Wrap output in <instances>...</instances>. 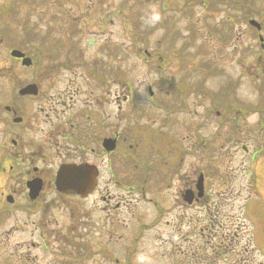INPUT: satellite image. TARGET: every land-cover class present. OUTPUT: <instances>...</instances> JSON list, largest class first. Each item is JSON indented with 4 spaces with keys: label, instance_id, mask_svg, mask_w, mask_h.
Returning <instances> with one entry per match:
<instances>
[{
    "label": "flooded vegetation",
    "instance_id": "1",
    "mask_svg": "<svg viewBox=\"0 0 264 264\" xmlns=\"http://www.w3.org/2000/svg\"><path fill=\"white\" fill-rule=\"evenodd\" d=\"M87 2L89 9L82 8L85 3H60V24L51 26L58 39L48 41L53 46L47 44L42 73L0 50V264H179V254L188 260L192 251L194 208L209 205L207 181L202 191L195 185L200 176L208 177L211 164L204 136L210 122L209 75L191 72L188 55L161 53L159 36L147 96L140 82L145 74L125 67L129 49L145 46L142 40L125 42V0L120 8L114 0ZM188 2L158 1V27L186 32L184 49L193 44L194 30H208L210 19L217 18L229 39L227 57L215 59L225 71L221 90H237L242 80L257 87L264 78V0H220L214 16L208 9L194 15ZM73 5L79 8L66 7ZM78 11H88L90 18L77 17ZM166 11L171 14L162 20ZM116 16L123 19L115 40ZM81 27L92 29L90 57L81 55ZM248 31L258 38L263 34L259 55L249 53L254 62L249 68L240 49ZM115 45L121 48L116 62ZM132 77L139 81L135 88ZM30 83L39 86L38 93L21 95ZM248 119L235 113L234 120L218 122L236 133L220 137L236 145L264 141V131L258 132L264 120ZM245 128L254 130L251 137ZM64 164L94 166L97 179L88 195L57 190L56 175ZM38 181L34 197L31 185Z\"/></svg>",
    "mask_w": 264,
    "mask_h": 264
},
{
    "label": "rangeland",
    "instance_id": "2",
    "mask_svg": "<svg viewBox=\"0 0 264 264\" xmlns=\"http://www.w3.org/2000/svg\"><path fill=\"white\" fill-rule=\"evenodd\" d=\"M16 2L17 7H15V19L17 20V22H14L11 18L10 15L8 14H4V13H8L9 9L3 8L0 11V34H5V39L6 37L9 38L10 41V45L12 44H20L19 41H29L30 39V33H32V31L34 30L33 28L35 27V24L37 23V21H40V16L42 15L41 12H43V10L45 9V7L39 6L40 0H34V1H27V0H0V4L2 5L3 3L6 6H9L10 3L12 2ZM30 2V3H28ZM52 0H51V6H47V9H49V22L48 24H50V26H54V19L58 20L59 16H60V10H55L52 9ZM14 6V3L12 4V8ZM204 12V7L198 8L195 13H202ZM31 20V21H30ZM133 20L132 16H128L125 13V23L126 25H129ZM214 20L216 21L217 18H214ZM41 24V23H40ZM38 24V30H39V35L40 36H44V27H42V25ZM211 28L214 27L213 31H208V32H204L203 36L204 37H213V41L211 44L208 45V48L205 47L202 51L209 49V53L206 54L207 56H211V53L214 52L212 50V48L214 47L213 43L217 42V37L216 33L217 30L215 28V26H212V23L210 24ZM9 29H11L9 31ZM51 30L53 31V28L51 27ZM216 32V33H215ZM164 30H160V34H163ZM39 38V36H38ZM3 39L4 41H2L3 43L1 44V50L4 48H6L7 45V40ZM40 39V38H39ZM50 39V38H49ZM168 41H170L168 39ZM167 41V42H168ZM211 48V50H210ZM192 50V47H189L186 52H189ZM88 54H90L92 52V50L87 49ZM193 58V62L197 61L198 59L195 58L194 56H190ZM198 58H201V55H198ZM42 60V59H41ZM136 63V59L131 58L129 61L130 65H133ZM43 68H44V64H43V60L42 62H40V64L37 65V68L33 70L34 73L40 74L43 72ZM140 69L143 72H148L149 70L147 68V66L145 64H141L140 65ZM27 72L29 69H26ZM25 70V71H26ZM24 72V71H23ZM31 72V70H30ZM245 93L247 95H252L253 92L251 91V89L246 88L244 89ZM216 117V116H215ZM244 152H241L240 155L237 156V160L233 162V167L232 168H238L236 165L239 164L241 162V160H243V155ZM248 163V160H247ZM254 168H256V164L254 166ZM257 174H258V180H259V184H258V188H257V192L259 193H264V161H261L258 165H257ZM243 172L239 171V176L237 177V179L234 182H231L227 185L228 189H227V193H223V190H219L216 191V189L213 190V193H215L216 195L212 194L213 196H211V205H219L220 208H218V210L220 211L221 214H227V218H225L223 220V223L226 222L227 220H229L228 224H225L223 226V230L224 231H232L233 230V225L232 223H234V218L237 216H241V210L244 207L245 210V218L248 222V224L245 227H242L243 230L245 231V233H248L247 230H250V228H252L251 234H253V239H254V247H255V253L257 252V258L259 261H264V252H262V250L264 249L261 241L259 240V232H261V228L264 227V199H258L254 201V207L256 212H258V221H256L254 213L256 212H252L249 213V208L248 205L251 203L250 200L247 202V195L248 192L245 190H243V193L240 196V192L242 190V186L245 185V187L247 188V179L245 176H242ZM219 189V188H218ZM229 190H232L233 192H229ZM236 191H239L238 193H236ZM217 194L219 195H224L223 201H221V199L217 196ZM221 201V202H220ZM250 202V203H249ZM262 219L263 222L259 223V220ZM241 222V220H240ZM259 223V230H257L258 225L256 223ZM254 227V229H253ZM240 231V230H239ZM259 249V251H257ZM253 253H254V249H253ZM193 254H195V250L193 251ZM255 255V254H254ZM193 258L192 261L197 263L201 258H196V256H192ZM191 264V263H190ZM199 264H206V261L200 262Z\"/></svg>",
    "mask_w": 264,
    "mask_h": 264
},
{
    "label": "water",
    "instance_id": "3",
    "mask_svg": "<svg viewBox=\"0 0 264 264\" xmlns=\"http://www.w3.org/2000/svg\"><path fill=\"white\" fill-rule=\"evenodd\" d=\"M15 55H19L21 56L22 54L19 53V52H14ZM81 167H71L69 169H64V171L61 173L60 175V182H63V183H67V184H74V182H67L65 181V172L68 171L70 172L71 174H74L73 176H75V174L79 173L81 171L80 169Z\"/></svg>",
    "mask_w": 264,
    "mask_h": 264
},
{
    "label": "bare ground",
    "instance_id": "4",
    "mask_svg": "<svg viewBox=\"0 0 264 264\" xmlns=\"http://www.w3.org/2000/svg\"><path fill=\"white\" fill-rule=\"evenodd\" d=\"M211 20V19H210ZM210 40H213V37H209ZM217 42L220 44L219 46L226 48V46L229 44V39H217Z\"/></svg>",
    "mask_w": 264,
    "mask_h": 264
}]
</instances>
